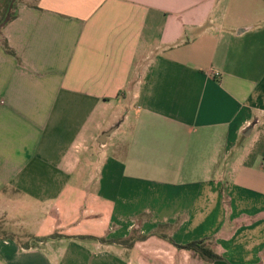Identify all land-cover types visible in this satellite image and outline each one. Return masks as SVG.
Segmentation results:
<instances>
[{"label": "crops", "instance_id": "1", "mask_svg": "<svg viewBox=\"0 0 264 264\" xmlns=\"http://www.w3.org/2000/svg\"><path fill=\"white\" fill-rule=\"evenodd\" d=\"M15 10L0 29L14 52L0 39V219L45 238L0 236V264H264V0ZM190 242L217 257L176 245Z\"/></svg>", "mask_w": 264, "mask_h": 264}, {"label": "trees", "instance_id": "2", "mask_svg": "<svg viewBox=\"0 0 264 264\" xmlns=\"http://www.w3.org/2000/svg\"><path fill=\"white\" fill-rule=\"evenodd\" d=\"M16 2L17 0H9V2L7 3L6 7L3 9V11L0 13V29L3 27L4 24H6L9 20H11L12 18L15 17L16 15V10H15V6H16ZM1 45L4 49L5 52L10 53V54H14L13 50H11L8 46L6 41L3 39H1ZM56 234L50 235V236H54ZM12 237V236H11ZM45 238V237H44ZM44 238H34L35 240H43ZM95 239H99L101 241H104V238H95ZM134 240V239H133ZM132 237L128 238V239H123V240H113L115 242H120L122 244L125 245H132L133 243ZM179 248H184V249H191L192 247H196L199 249V251L208 256L209 258H215L217 256L209 254L207 252V250L201 248L199 246V242H190V243H186V244H176ZM27 246V245H26Z\"/></svg>", "mask_w": 264, "mask_h": 264}, {"label": "rangeland", "instance_id": "3", "mask_svg": "<svg viewBox=\"0 0 264 264\" xmlns=\"http://www.w3.org/2000/svg\"><path fill=\"white\" fill-rule=\"evenodd\" d=\"M0 39H1V37H0ZM100 170V168L98 169V171ZM134 197L135 196H133V197H131V198H128V197H125V199H128L129 200V202L128 203H130V204H128V206H133V205H135L134 203H137V202H142V203H144L143 201V198H141V197H139V196H136L137 197V200L135 201V200H133L134 199ZM19 199H23L22 197H18ZM89 198H90V196L89 195H86V196H83V202H82V204L83 205H90V202H89ZM141 198V199H140ZM25 199V198H24ZM23 199V202L22 203H28V206L30 205V202L29 201H27L26 199L24 200ZM79 201H80V196L79 195H77V196H74V203H79ZM119 202H123V198H122V196H120L119 197ZM146 202L148 203V201L146 200ZM118 204V203H117ZM23 206L21 207V206H19V208H25L24 206H25V204H22ZM25 212H21V214H19L18 213V216H21V217H25ZM7 234V232L5 231V228H4V224H3V220H1L0 219V236H3V235H6ZM53 234H56L55 232L53 233ZM7 235H10V236H18V237H20L21 236V238H22V240H23V242H22V244L23 245H26V244H30V243H33L34 241H36V240H31V238L30 237H26V234L25 233H18V234H11V233H9V234H7ZM136 236V234L135 233H133V235H132V237H135Z\"/></svg>", "mask_w": 264, "mask_h": 264}, {"label": "water", "instance_id": "4", "mask_svg": "<svg viewBox=\"0 0 264 264\" xmlns=\"http://www.w3.org/2000/svg\"><path fill=\"white\" fill-rule=\"evenodd\" d=\"M108 132H105L104 134H102V137L100 138V140H103L105 138V134H107Z\"/></svg>", "mask_w": 264, "mask_h": 264}]
</instances>
